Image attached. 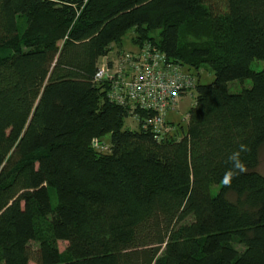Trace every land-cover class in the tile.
<instances>
[{
  "label": "trees",
  "instance_id": "trees-1",
  "mask_svg": "<svg viewBox=\"0 0 264 264\" xmlns=\"http://www.w3.org/2000/svg\"><path fill=\"white\" fill-rule=\"evenodd\" d=\"M129 30L196 76L186 130L123 128L131 113L95 80ZM254 60L264 0H0V264H264ZM241 144L247 171L225 185Z\"/></svg>",
  "mask_w": 264,
  "mask_h": 264
},
{
  "label": "built area",
  "instance_id": "built-area-1",
  "mask_svg": "<svg viewBox=\"0 0 264 264\" xmlns=\"http://www.w3.org/2000/svg\"><path fill=\"white\" fill-rule=\"evenodd\" d=\"M133 45L131 50L103 57L95 80H106L108 98L126 107L137 121L142 119L156 138H162L175 129L166 120L167 111L175 108L181 95L194 88L196 76L149 42ZM139 112L145 115L140 116ZM99 145L106 147L96 141L95 146Z\"/></svg>",
  "mask_w": 264,
  "mask_h": 264
},
{
  "label": "rangeland",
  "instance_id": "rangeland-1",
  "mask_svg": "<svg viewBox=\"0 0 264 264\" xmlns=\"http://www.w3.org/2000/svg\"><path fill=\"white\" fill-rule=\"evenodd\" d=\"M21 28H23V24L21 25ZM153 35H157L156 32L152 33ZM192 35V34H191ZM202 37H195L190 36L186 37L183 40H193V41H206L208 40L207 35L205 33L202 34ZM133 36V30H129L125 33V35L121 38L120 43H112V49L109 52L110 56L117 53L118 50H124L128 51L134 48L133 43L131 42V37ZM207 37V38H206ZM109 56V55H108ZM264 67V62L260 60H254L251 64V68L253 70H260L261 68ZM186 68V67H185ZM200 82L201 83H210L213 78L214 74L213 72L206 68L203 67L200 70ZM251 86V80L250 79H244V80H232L228 82V88L231 92H239L242 88L250 87ZM195 90L191 89L187 93L181 95L178 99L177 105L173 109H169L166 113V120L168 122H171L169 120H172L174 124L179 123L183 131L186 130L187 126V120H188V111L190 107L193 106L195 102ZM169 119V120H168ZM123 128H127L130 130L136 129L137 128V120L133 116H128L124 120V125ZM102 142L104 143L105 146L109 143V135H105L102 138ZM98 149V148H97ZM258 165L256 167L257 171L260 172L261 174L264 175V144L260 147L259 153H258ZM219 184L218 185H213L210 187V190L212 193H216L219 189ZM50 201L52 205L55 204L56 202V193L55 190L52 189L50 191ZM57 246L60 252H64L65 248L67 246L66 241H58ZM33 264V263H29ZM60 264H66V263H60Z\"/></svg>",
  "mask_w": 264,
  "mask_h": 264
},
{
  "label": "clouds",
  "instance_id": "clouds-1",
  "mask_svg": "<svg viewBox=\"0 0 264 264\" xmlns=\"http://www.w3.org/2000/svg\"><path fill=\"white\" fill-rule=\"evenodd\" d=\"M247 151H249L248 146L241 144L236 151L229 155L228 162L231 163L232 167L225 173V176L223 178V183L225 185H230L231 180L235 176H238L247 171L245 162L241 160V154Z\"/></svg>",
  "mask_w": 264,
  "mask_h": 264
},
{
  "label": "crops",
  "instance_id": "crops-1",
  "mask_svg": "<svg viewBox=\"0 0 264 264\" xmlns=\"http://www.w3.org/2000/svg\"><path fill=\"white\" fill-rule=\"evenodd\" d=\"M168 120H169V119H168ZM169 121L173 122L172 120H169Z\"/></svg>",
  "mask_w": 264,
  "mask_h": 264
},
{
  "label": "water",
  "instance_id": "water-1",
  "mask_svg": "<svg viewBox=\"0 0 264 264\" xmlns=\"http://www.w3.org/2000/svg\"><path fill=\"white\" fill-rule=\"evenodd\" d=\"M104 60H105V59L103 58V62H104Z\"/></svg>",
  "mask_w": 264,
  "mask_h": 264
}]
</instances>
